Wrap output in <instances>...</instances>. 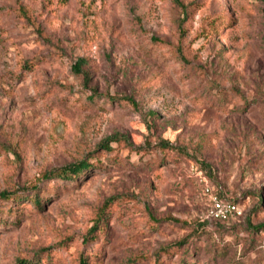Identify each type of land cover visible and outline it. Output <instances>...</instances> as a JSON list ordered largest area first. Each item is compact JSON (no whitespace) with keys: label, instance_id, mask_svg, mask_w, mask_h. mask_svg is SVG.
<instances>
[{"label":"rangeland","instance_id":"rangeland-1","mask_svg":"<svg viewBox=\"0 0 264 264\" xmlns=\"http://www.w3.org/2000/svg\"><path fill=\"white\" fill-rule=\"evenodd\" d=\"M2 192L0 264H264V0H0Z\"/></svg>","mask_w":264,"mask_h":264},{"label":"built area","instance_id":"built-area-1","mask_svg":"<svg viewBox=\"0 0 264 264\" xmlns=\"http://www.w3.org/2000/svg\"><path fill=\"white\" fill-rule=\"evenodd\" d=\"M203 191L209 204L208 217L214 220L225 221L230 217L238 218L241 216V210L236 203L222 199L217 192H214L204 179L201 180Z\"/></svg>","mask_w":264,"mask_h":264},{"label":"trees","instance_id":"trees-1","mask_svg":"<svg viewBox=\"0 0 264 264\" xmlns=\"http://www.w3.org/2000/svg\"><path fill=\"white\" fill-rule=\"evenodd\" d=\"M80 64H81L80 61L76 62L73 65V70L79 72L80 66H81ZM89 168H90L89 163H87L86 161H79V162H75V163H70V164L65 165L61 168L52 169L50 171H47L43 175V178L44 179H52L53 177H57L60 179L69 180V179H72V178L80 175L82 172L88 170ZM31 187L33 189H36V185H33ZM9 197H10V195L8 194V192L0 193L1 199H7ZM35 201H38V199H35ZM231 202L236 203L235 201H231ZM256 228H263L264 229V225H257ZM80 264H86L85 260L80 261Z\"/></svg>","mask_w":264,"mask_h":264}]
</instances>
